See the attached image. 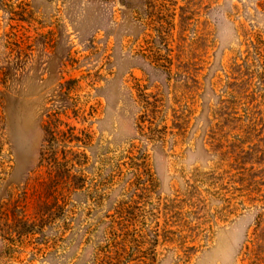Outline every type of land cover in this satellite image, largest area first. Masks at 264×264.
I'll list each match as a JSON object with an SVG mask.
<instances>
[{"label": "rangeland", "instance_id": "rangeland-1", "mask_svg": "<svg viewBox=\"0 0 264 264\" xmlns=\"http://www.w3.org/2000/svg\"><path fill=\"white\" fill-rule=\"evenodd\" d=\"M255 33L264 0H0V264H264Z\"/></svg>", "mask_w": 264, "mask_h": 264}, {"label": "trees", "instance_id": "trees-1", "mask_svg": "<svg viewBox=\"0 0 264 264\" xmlns=\"http://www.w3.org/2000/svg\"><path fill=\"white\" fill-rule=\"evenodd\" d=\"M248 35L245 36V50L239 51V55L242 52H245L246 55L241 58V62L234 61L232 68H234L235 80L232 82L233 86H229V88L235 92L237 88L242 87L245 93L256 94L257 97L254 101L262 107L264 106V63L262 62L264 60V40H262L260 33H255L253 36ZM225 116L232 120L236 117L233 112H229ZM242 116L245 118L243 121L246 127L254 129L253 126L260 118L264 120V109L262 112L260 111L259 118L258 112H246ZM260 126L264 131V125L261 124Z\"/></svg>", "mask_w": 264, "mask_h": 264}]
</instances>
